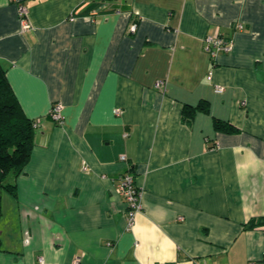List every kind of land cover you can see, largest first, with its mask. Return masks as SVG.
<instances>
[{
  "label": "crops",
  "instance_id": "1",
  "mask_svg": "<svg viewBox=\"0 0 264 264\" xmlns=\"http://www.w3.org/2000/svg\"><path fill=\"white\" fill-rule=\"evenodd\" d=\"M96 7L0 0V60L41 118L3 196L0 264H264V0ZM209 35L232 51L211 56ZM57 101L62 125L48 116ZM126 171L142 194L133 225L116 191Z\"/></svg>",
  "mask_w": 264,
  "mask_h": 264
},
{
  "label": "trees",
  "instance_id": "2",
  "mask_svg": "<svg viewBox=\"0 0 264 264\" xmlns=\"http://www.w3.org/2000/svg\"><path fill=\"white\" fill-rule=\"evenodd\" d=\"M106 1L95 0V4L97 7L105 8ZM199 110L209 111L208 104L186 105L185 119L193 118ZM33 122L34 119L29 118L23 111L8 80L6 68L0 60V216L3 214L4 193L16 195L15 179L23 172L31 158L36 134ZM215 127L235 129L220 119H215Z\"/></svg>",
  "mask_w": 264,
  "mask_h": 264
},
{
  "label": "built area",
  "instance_id": "3",
  "mask_svg": "<svg viewBox=\"0 0 264 264\" xmlns=\"http://www.w3.org/2000/svg\"><path fill=\"white\" fill-rule=\"evenodd\" d=\"M30 10L25 4H19V14L22 23L23 31H27L28 29L32 28V24L29 19ZM236 27L238 29H243L244 24L237 23ZM137 25L132 26V30L135 31ZM234 46L233 39L227 38L224 35H209L205 39V50L211 54V56L216 57L220 53H228L232 51ZM211 74L209 78H211ZM164 86V81L157 82V88H161ZM218 91H222V87L218 88ZM64 106L60 101L54 102L50 111H49V118H51L54 122L59 125L65 123V117L63 114ZM120 109H117L116 112L120 113ZM34 127L37 129L41 125V118L34 119ZM122 161H127L128 157L125 154L121 155ZM116 191L117 193L122 196L127 205H128V216H129V223L133 225L135 223V216L136 214L141 211L143 204H142V194L139 190L136 179L134 174L131 171H126L120 174L116 179ZM79 259H76L78 262ZM41 264H49L46 262L44 257H40Z\"/></svg>",
  "mask_w": 264,
  "mask_h": 264
},
{
  "label": "rangeland",
  "instance_id": "4",
  "mask_svg": "<svg viewBox=\"0 0 264 264\" xmlns=\"http://www.w3.org/2000/svg\"><path fill=\"white\" fill-rule=\"evenodd\" d=\"M11 177V176H10ZM10 177H9V179H10Z\"/></svg>",
  "mask_w": 264,
  "mask_h": 264
}]
</instances>
